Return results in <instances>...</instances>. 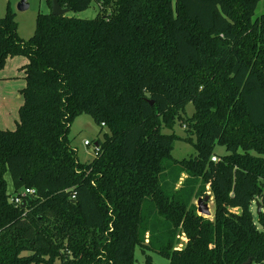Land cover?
Returning <instances> with one entry per match:
<instances>
[{
	"label": "trees",
	"instance_id": "trees-1",
	"mask_svg": "<svg viewBox=\"0 0 264 264\" xmlns=\"http://www.w3.org/2000/svg\"><path fill=\"white\" fill-rule=\"evenodd\" d=\"M92 1L91 20L38 14L27 41L9 8L0 18V69L28 59L18 123L0 130V264H135L136 248L146 264L263 259L260 0H57L69 13ZM81 115L107 131L86 164L68 138ZM177 122L185 137L163 133ZM176 141L195 155L174 160ZM24 189L36 195L9 203ZM206 196L212 218L197 212Z\"/></svg>",
	"mask_w": 264,
	"mask_h": 264
},
{
	"label": "rangeland",
	"instance_id": "rangeland-1",
	"mask_svg": "<svg viewBox=\"0 0 264 264\" xmlns=\"http://www.w3.org/2000/svg\"><path fill=\"white\" fill-rule=\"evenodd\" d=\"M22 0H0V18L4 17L7 8L14 15L15 22L17 24V33L21 40L27 41L34 34L35 21L38 14L51 13L50 8L46 5L44 0H26L28 8L24 11L18 9V5ZM99 14V7L92 1L89 8L85 11L76 13H67L65 16L69 18H75L80 20H91ZM264 14V0H260L253 19L260 17ZM28 63L26 56L17 55L9 57L3 68L0 69V130L14 131L16 124L18 123V110L23 104V99L20 94L25 86L23 67ZM194 108L192 105L186 107L185 116L189 117L193 114ZM184 117V116H183ZM100 129L94 123L91 117L87 115H81L77 117L69 132L70 146L76 152L77 160L81 164H86L94 159V144L97 140L103 138V134L107 131L104 129L99 134ZM164 134L174 133L177 136L185 137L186 133L184 128L177 122L173 131L163 130ZM84 142L90 143V146H84ZM216 156L224 155L223 148H217ZM195 155L193 147L184 141H176L174 149L172 151V158L177 161L183 159H189ZM7 183V193L10 194L12 190V180L7 173L4 176ZM264 194V192H263ZM207 206L210 211V216L202 215L206 218H212L213 202L211 197ZM251 212L253 215V221L257 222L256 211L251 206ZM146 255L151 257L152 264H168V261L163 256L152 252H146ZM135 264H146L145 254L141 252L139 248L135 249Z\"/></svg>",
	"mask_w": 264,
	"mask_h": 264
},
{
	"label": "water",
	"instance_id": "water-1",
	"mask_svg": "<svg viewBox=\"0 0 264 264\" xmlns=\"http://www.w3.org/2000/svg\"><path fill=\"white\" fill-rule=\"evenodd\" d=\"M28 8V5L26 4V0H22L20 2V4L18 5V9L20 11H24ZM50 10H51V14L53 16L56 17H61L64 16L68 13V10L66 9H62L57 0H51V4H50ZM150 104L152 105V103L150 102ZM94 146H97V143L94 144ZM209 201V196H206L205 198L198 200L196 203L197 206V212L199 215H206V216H210V211L209 208L207 206V203ZM260 209H261V205L259 203H256V214L259 215L260 214ZM233 212L238 213L239 214V210L238 209H234ZM251 260L246 261V263L244 264H250Z\"/></svg>",
	"mask_w": 264,
	"mask_h": 264
},
{
	"label": "built area",
	"instance_id": "built-area-1",
	"mask_svg": "<svg viewBox=\"0 0 264 264\" xmlns=\"http://www.w3.org/2000/svg\"><path fill=\"white\" fill-rule=\"evenodd\" d=\"M84 146H87V147H88V146H90V143H88V142H84ZM97 153H98V148L94 147V157L97 155ZM211 161H212L213 163H215V162L217 161V157L213 156V157L211 158ZM35 195H36L35 190H33V189H24V190H22L21 192L15 194V195H13V196H11V197L9 198V203H11V204L17 206V205L22 204V203L24 202L25 198H27V197H29V196H30V197H33V196H35ZM72 199H74V197H72ZM256 203H259V204L261 205L260 214H263V215H264V202H262V201H258V200L253 201L252 204H251V206L254 207V210H255V211H256ZM256 216H257V222H254V221H253V223H254V225H255L257 231H259V232H261V233L264 234V227H263L262 224H260V222L258 221V216H259V215L256 214ZM250 264H264V258H263V259H260L259 261H256V262H252V261H251Z\"/></svg>",
	"mask_w": 264,
	"mask_h": 264
}]
</instances>
